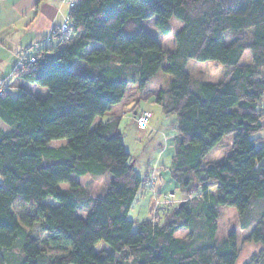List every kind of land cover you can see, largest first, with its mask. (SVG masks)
<instances>
[{
  "label": "trees",
  "instance_id": "16d2710c",
  "mask_svg": "<svg viewBox=\"0 0 264 264\" xmlns=\"http://www.w3.org/2000/svg\"><path fill=\"white\" fill-rule=\"evenodd\" d=\"M74 3L66 39L14 71L48 94L21 88L13 97L0 89V264H11L4 252L13 248L21 253L17 264H236L235 234L220 242L215 236L220 207L244 218L253 196L264 202V0ZM152 17L165 36L173 31L171 18L180 22L172 50L133 21ZM246 51L251 62L242 64ZM189 60L231 69L220 82L200 83L195 93ZM77 61L84 69L73 72ZM159 71L171 79L155 99L165 117H176L179 135L172 177L183 187L194 177L196 193L167 208L162 223H135L127 213L142 179L124 148L120 118L107 112L121 103L131 81L141 94ZM228 135L225 158L205 162ZM57 139L65 145L48 146ZM106 172L112 179L98 198L71 178ZM19 200L32 211L16 214ZM196 224L205 235L200 241ZM34 228L54 254H43L29 232ZM182 228L190 231L186 239L175 238ZM245 241L264 247V209ZM257 262L254 257L248 264Z\"/></svg>",
  "mask_w": 264,
  "mask_h": 264
},
{
  "label": "rangeland",
  "instance_id": "374dc122",
  "mask_svg": "<svg viewBox=\"0 0 264 264\" xmlns=\"http://www.w3.org/2000/svg\"><path fill=\"white\" fill-rule=\"evenodd\" d=\"M77 1L79 0H74V2ZM64 2V5H68L66 0H64ZM134 19L135 25L150 32L164 50H170L174 47L173 31L177 28L174 23L171 26L173 31L165 36L161 35L154 27L153 21L155 17L149 19ZM178 23L180 24V22ZM58 45V38L54 37L51 39V43H44L41 49H54ZM31 53H33V51ZM250 62V52L246 51L243 54L241 63L249 64ZM82 65H84L82 62L77 61L71 67V70L73 72H80L81 69H84ZM230 69V67L224 66L217 61L200 62L189 60L186 65V70L190 76V89L198 93L200 83L220 82L225 78ZM170 79L171 77L168 74L162 71L157 72L151 79L144 93L140 94L136 92L137 98L134 93V87L136 86L133 85L130 80L131 82L126 92V101L134 98H136V101L126 106L124 110L121 109L120 112L121 117L118 129L122 135L123 145L134 163L133 167L135 171L142 179L141 187L127 213V218L135 223L149 219H154L162 223L164 221V212L167 208H172L184 202L183 200L186 199H190L191 201L192 198H189V196H193L196 193L194 190V177L190 180L188 187H183L172 177L174 169L173 158L176 151V141L179 136L176 130V117H165L162 114L160 105L156 102L155 96L152 94L158 86L159 88L166 87ZM24 90L36 96H46L48 94L46 88H42L36 84L26 83V88ZM20 92L21 91H11L9 94L16 97ZM144 110L151 112L152 117L148 126L145 128H138L136 126V120L133 119V112L136 111L137 114H139ZM100 120V117L95 118L93 126ZM232 139L233 135L225 136L220 144L207 154L204 161L212 163L222 161L230 152ZM65 143L66 139H57L50 141L48 146L58 148L64 146ZM151 175L155 176L153 181L150 178ZM71 178L81 186H84L89 195L95 198L101 197L104 194L112 179L111 175L107 172L99 177L91 175L76 177L72 175ZM1 182L2 178L0 177V183ZM60 186L63 189L67 188V184H61ZM166 194L170 197L169 200L168 197L165 196ZM263 209L264 202L254 196L250 201V212L244 218H240L233 207L226 206L220 207L219 209V219L217 220L215 238L217 242H220L226 239L231 233L235 234L238 248V259L236 264H248L254 257H258V262L256 264L264 263L263 245L245 241L249 231L254 225L255 218L260 215ZM14 211L16 214H20L30 212L32 209L30 205L19 200L14 205ZM78 213L83 216L85 210L79 209ZM29 232L40 242L44 255L55 253L43 243L45 237L44 233L36 228L29 230ZM189 232L188 229L182 228L175 232L174 237L186 239ZM194 234L198 239L197 241H200L203 237L205 238L198 224L194 226ZM4 255L11 264H17L21 257L18 248H13L10 251L4 252Z\"/></svg>",
  "mask_w": 264,
  "mask_h": 264
},
{
  "label": "crops",
  "instance_id": "0c3cea01",
  "mask_svg": "<svg viewBox=\"0 0 264 264\" xmlns=\"http://www.w3.org/2000/svg\"><path fill=\"white\" fill-rule=\"evenodd\" d=\"M64 4V0H0V89L2 91L9 93L26 88V83L21 81L14 71L23 56H34L43 51L41 48L44 43H51L52 33L58 30L69 13L68 5ZM178 22L174 18L169 21L171 26L174 23L177 28L180 26ZM134 90L136 95V87ZM159 90L158 86L152 94L155 96ZM136 98L126 101L125 92L121 103L111 107L107 115L120 118L121 109L124 110L126 106L131 105ZM133 114L135 119L137 112L134 111Z\"/></svg>",
  "mask_w": 264,
  "mask_h": 264
},
{
  "label": "built area",
  "instance_id": "2783aa9c",
  "mask_svg": "<svg viewBox=\"0 0 264 264\" xmlns=\"http://www.w3.org/2000/svg\"><path fill=\"white\" fill-rule=\"evenodd\" d=\"M67 2H68V5L70 8L75 6V3L73 1L68 0ZM70 23H71V18L69 15H67V16H65V18H64L62 24L60 25V27L58 28V30L54 31L57 33L58 41L63 42L66 39V33L68 31ZM54 32L52 33V35L54 34ZM27 61L32 63L35 61V57L34 56H26V55L23 56L17 65V69L22 67L23 63H25ZM0 94H1V91H0ZM150 119H151V113L148 111H142L140 113V115L136 118L137 127L138 128H145ZM167 197L169 200L170 197L169 196H167Z\"/></svg>",
  "mask_w": 264,
  "mask_h": 264
},
{
  "label": "water",
  "instance_id": "95a60500",
  "mask_svg": "<svg viewBox=\"0 0 264 264\" xmlns=\"http://www.w3.org/2000/svg\"><path fill=\"white\" fill-rule=\"evenodd\" d=\"M183 203H184V202H181V203L179 204V206H182Z\"/></svg>",
  "mask_w": 264,
  "mask_h": 264
}]
</instances>
